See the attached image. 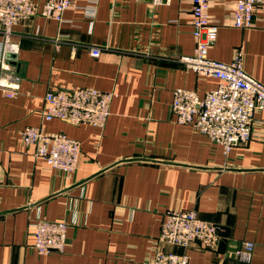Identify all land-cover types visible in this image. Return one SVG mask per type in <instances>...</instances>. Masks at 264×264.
<instances>
[{
	"label": "crops",
	"instance_id": "0c3cea01",
	"mask_svg": "<svg viewBox=\"0 0 264 264\" xmlns=\"http://www.w3.org/2000/svg\"><path fill=\"white\" fill-rule=\"evenodd\" d=\"M233 1H210L218 28L208 57L228 62L240 49L243 70L264 84V7L235 27ZM89 4L73 0L61 22L36 15L12 26L18 49L4 73L19 87L13 97L0 89V264H149L168 209L220 228L215 247L186 249L189 264H264V109L252 138L226 153L171 110L173 89L202 97L218 84L179 61L194 50L191 0H96L92 17ZM58 87L112 91L104 126L44 120V95ZM26 126L78 140L75 169L34 157L20 139ZM33 217L67 223L62 251L34 248ZM243 241L253 243L248 260L229 253Z\"/></svg>",
	"mask_w": 264,
	"mask_h": 264
},
{
	"label": "built area",
	"instance_id": "2783aa9c",
	"mask_svg": "<svg viewBox=\"0 0 264 264\" xmlns=\"http://www.w3.org/2000/svg\"><path fill=\"white\" fill-rule=\"evenodd\" d=\"M90 4L87 14L95 13L96 0ZM153 5L168 0H149ZM211 0H191V26L194 50L191 55L179 57V61L191 71L214 77L215 88L202 97L191 89L177 87L172 91L171 110L175 121L197 129L213 143L228 152L233 146L246 144L251 138L254 111L264 109V84L248 75L242 68L240 49H236L228 62L208 57V49L217 35V24L210 18L208 7ZM73 0H45L40 6L32 0H0V89L6 97L17 94L18 80L12 73H4L7 59L15 54L17 43L11 41L12 26L33 16L40 15L62 21V13ZM264 7V0H234L231 8V24L249 27L254 8ZM98 56L100 48L89 49ZM114 93L93 87H58L44 95L42 118L46 121L59 119L69 124H89L103 127L110 113ZM20 139L30 153L63 172L75 169L79 154L78 140L63 132L46 133L40 127L26 126L20 131ZM67 223L33 217L28 231L33 246L40 254L62 251L65 245ZM220 238V228L201 219L195 210L168 209L163 212L155 249L149 264H189L186 249L193 243L213 248ZM160 244L171 247L159 248ZM253 243L243 241L229 251L240 260H248Z\"/></svg>",
	"mask_w": 264,
	"mask_h": 264
}]
</instances>
